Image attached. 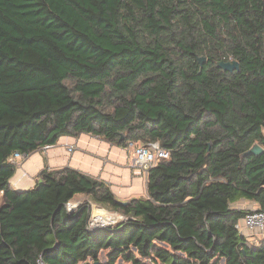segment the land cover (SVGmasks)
<instances>
[{
	"label": "trees",
	"instance_id": "trees-1",
	"mask_svg": "<svg viewBox=\"0 0 264 264\" xmlns=\"http://www.w3.org/2000/svg\"><path fill=\"white\" fill-rule=\"evenodd\" d=\"M81 133L169 157L125 204L70 166L11 186L14 152ZM76 194L127 219L89 229ZM241 200L264 211V0H0V264H264Z\"/></svg>",
	"mask_w": 264,
	"mask_h": 264
},
{
	"label": "crops",
	"instance_id": "crops-1",
	"mask_svg": "<svg viewBox=\"0 0 264 264\" xmlns=\"http://www.w3.org/2000/svg\"><path fill=\"white\" fill-rule=\"evenodd\" d=\"M79 142H80V136L78 137L61 136L54 145L50 146L46 150L40 149L30 154L29 156H27L26 159H24L22 162H20V164H18L14 175L10 179L11 186H13L14 188L19 187V188H15L17 190H25L31 188L36 184L38 180V175L44 167H48L49 169H55L63 166H70L85 174L96 177L98 179H102L106 181L110 187L114 184V182L111 180V176L119 178L120 181L122 182L120 183V185L122 184L124 186H127L131 184L133 177L123 176L122 165L119 163L121 162L122 159L121 153L117 151H111L112 149L108 147V151H107L108 155L106 157H102L104 164H102L100 167L98 166V163H96L92 159V157L95 155L94 152L96 153V150L99 151L100 149H98V147L96 146L95 149H93L92 146H94L93 145L94 143L91 144L90 141L88 142L86 140L81 141L85 146V148L84 147L81 148L83 149L81 150V155H79L78 157L74 156L75 155L74 150H76V148L78 147ZM69 145L75 146L72 152H69L67 149ZM113 146H114L113 144H110V147ZM68 153H70V157L67 159L66 155ZM110 153H112L111 159H109ZM86 156L89 158L86 159ZM106 161L111 162L112 166L106 168L105 167ZM105 168L107 171L106 172L107 178H104L101 174ZM17 169H19L20 171L18 172ZM131 174L133 175V173ZM129 187L132 188V185ZM145 188H146V183H145ZM113 193L115 194L114 191ZM77 195L80 194H76L75 196ZM133 195H134L133 191L128 192L123 198H119L115 194V196L122 201H126L132 197H137ZM239 207L244 208L246 210H251V209L259 208V205L253 201L241 200L239 202ZM240 233L244 235L250 243H256L260 241L262 237H264V235H260L256 237V235L250 233L244 227L240 230Z\"/></svg>",
	"mask_w": 264,
	"mask_h": 264
},
{
	"label": "built area",
	"instance_id": "built-area-1",
	"mask_svg": "<svg viewBox=\"0 0 264 264\" xmlns=\"http://www.w3.org/2000/svg\"><path fill=\"white\" fill-rule=\"evenodd\" d=\"M52 145H45L41 150H46ZM75 146L69 145L67 147L69 152L74 150ZM131 151V159L129 167L132 169H139L147 175L148 170L163 159L169 157V151L164 149L158 141H150L147 144L138 143L129 140L124 147ZM27 156L19 152H14L10 160L20 164ZM73 199V198H72ZM70 199L66 202L65 208L68 213L75 212L81 205L87 204L90 208V216L87 227L89 229H97L102 227L115 226L127 219L124 215H119L116 212H111L106 215L104 212L94 213L91 209V202H81L79 199L72 201ZM235 227L240 231L243 227L254 235H264V211L260 209H251L245 214L236 224ZM36 264H45L41 257H38Z\"/></svg>",
	"mask_w": 264,
	"mask_h": 264
},
{
	"label": "rangeland",
	"instance_id": "rangeland-1",
	"mask_svg": "<svg viewBox=\"0 0 264 264\" xmlns=\"http://www.w3.org/2000/svg\"><path fill=\"white\" fill-rule=\"evenodd\" d=\"M79 136H80V142L84 141V140H86L87 142L90 141L91 144L94 143L93 144L94 146H92L93 149H95V146L98 147V149H100L99 151L96 150V153L94 152L95 155L92 157L93 161L98 163V166H100V167H101L102 164H104L102 157H106L108 155V152H107L108 151V147L112 149L111 151H117V152L122 154V159H121V162H119V163L122 165L123 176H129V177H133V178H132V181H131L130 185L124 186L122 184L120 185V183H122V182L120 181L119 178L111 176V180L114 182V184L111 186L112 191H114L115 194L119 198H123L130 191H133L134 192L133 196H137V197L144 196L146 194V190H145L146 175H145V173L141 172L137 168L136 169H132V168H130L128 166L129 165L128 163H129V161L131 159V151L130 150H127L126 148H124L122 146H117V145H114L113 147H110V144L108 142H106L104 140H101L98 137H94L91 134L81 133ZM80 142H79V145L77 147L78 149L76 148V150H74V153H75L74 156H76V157L81 155V150H83L81 148H83V147L85 148L83 143L82 142L80 143ZM107 143H108V145H107ZM111 156H112V153H110L109 159H111ZM69 157H70V153H68L66 155L67 159ZM88 158L89 157L86 156V159H88ZM110 166H112L111 162H107L106 161L105 162V167L108 168ZM106 168L101 173L104 178H107L106 177V172H107ZM17 171L19 172L20 170L17 169ZM131 173H133V175ZM131 185H132V188L129 187ZM15 188H19V187H15ZM77 199H79L81 202H85V201L91 202V209L93 210L94 213H96V212H104L106 215H110L111 212L113 211V210L106 209V208L102 207L101 205L91 201L84 194H80V195L74 196L72 201H75ZM113 212H116V211H113ZM116 213L120 215V213H118V212H116ZM257 236H259V235H256V237ZM105 254H106V250H102L100 252V254H99V261L101 263H105L106 262ZM88 261H91V260L88 259ZM143 261H144L145 264H152L147 259H143ZM223 263H224L223 260L219 262V264H223ZM80 264H82V263H80ZM115 264H131V263L130 262H126V261H124L121 258H118L116 260Z\"/></svg>",
	"mask_w": 264,
	"mask_h": 264
},
{
	"label": "water",
	"instance_id": "water-1",
	"mask_svg": "<svg viewBox=\"0 0 264 264\" xmlns=\"http://www.w3.org/2000/svg\"><path fill=\"white\" fill-rule=\"evenodd\" d=\"M205 61V57H198V62L200 64V67H202V64ZM217 66L221 68L223 71H233V70H238L239 69V63L236 60L229 59V60H219L217 62ZM122 139V137L120 138ZM263 152L262 147L258 143H254L244 154H250V153H255L259 154ZM38 184L42 183V180L39 178L37 180ZM123 204L126 203V201L121 202Z\"/></svg>",
	"mask_w": 264,
	"mask_h": 264
}]
</instances>
